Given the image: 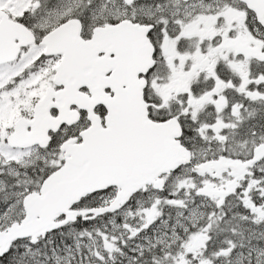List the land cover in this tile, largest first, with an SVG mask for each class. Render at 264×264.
I'll list each match as a JSON object with an SVG mask.
<instances>
[{
	"label": "snow or ice",
	"instance_id": "snow-or-ice-1",
	"mask_svg": "<svg viewBox=\"0 0 264 264\" xmlns=\"http://www.w3.org/2000/svg\"><path fill=\"white\" fill-rule=\"evenodd\" d=\"M0 264H264V0H0Z\"/></svg>",
	"mask_w": 264,
	"mask_h": 264
}]
</instances>
